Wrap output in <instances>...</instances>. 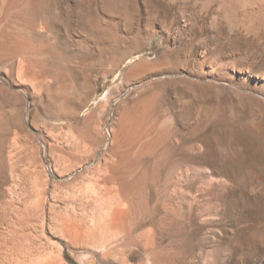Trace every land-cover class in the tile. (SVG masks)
Returning a JSON list of instances; mask_svg holds the SVG:
<instances>
[{
	"label": "rangeland",
	"instance_id": "1",
	"mask_svg": "<svg viewBox=\"0 0 264 264\" xmlns=\"http://www.w3.org/2000/svg\"><path fill=\"white\" fill-rule=\"evenodd\" d=\"M13 262L264 264V0H0Z\"/></svg>",
	"mask_w": 264,
	"mask_h": 264
},
{
	"label": "bare ground",
	"instance_id": "2",
	"mask_svg": "<svg viewBox=\"0 0 264 264\" xmlns=\"http://www.w3.org/2000/svg\"><path fill=\"white\" fill-rule=\"evenodd\" d=\"M130 75V74H129ZM128 76V75H127ZM148 98V97H147ZM141 100V99H140ZM144 100H146V99H144ZM140 102H142V101H140ZM139 102V103H140ZM149 103H150V100H149ZM142 106V105H141ZM134 108V107H133ZM133 108H132V110H133ZM148 109V108H147ZM134 110H136V109H134ZM133 110V111H134ZM139 111V110H138ZM136 114H138V113H136ZM135 114V115H136ZM135 115H133L130 111H124L122 114H121V119H120V126H121V132H122V134H124V133H126V132H129L130 131V129H131V127H132V125L133 124H135V123H133V119H134V116ZM136 116H138V115H136ZM121 134V135H122ZM120 135V134H119ZM120 135V136H121ZM120 139H122L121 137H120ZM115 174V173H114ZM19 248V247H18ZM21 248V247H20ZM21 249H23V248H21ZM20 249V250H21ZM17 250V249H16ZM25 250V249H24ZM15 251V250H14ZM14 251H13V253H14ZM23 252H26V251H23ZM18 253V252H17ZM16 254V253H15ZM23 253H21L20 255H22ZM13 256V255H12ZM24 256V255H23ZM17 257V256H16ZM23 258V257H22ZM21 259V258H20ZM13 261V260H12ZM19 262H20V260H19ZM21 262H22V259H21ZM12 263V262H11ZM14 263V262H13ZM15 264V263H14Z\"/></svg>",
	"mask_w": 264,
	"mask_h": 264
},
{
	"label": "trees",
	"instance_id": "3",
	"mask_svg": "<svg viewBox=\"0 0 264 264\" xmlns=\"http://www.w3.org/2000/svg\"><path fill=\"white\" fill-rule=\"evenodd\" d=\"M72 263V262H71Z\"/></svg>",
	"mask_w": 264,
	"mask_h": 264
}]
</instances>
